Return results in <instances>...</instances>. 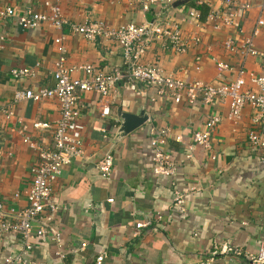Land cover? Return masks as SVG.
Wrapping results in <instances>:
<instances>
[{"label":"crops","instance_id":"obj_1","mask_svg":"<svg viewBox=\"0 0 264 264\" xmlns=\"http://www.w3.org/2000/svg\"><path fill=\"white\" fill-rule=\"evenodd\" d=\"M44 1L0 0V5L11 6L19 15L25 7L44 11ZM48 1L56 2L61 14L77 23L100 19L119 25L156 15L175 21L188 42L186 51L175 54L152 44L142 61L156 63L164 73L182 81L201 80L214 85L229 81L230 76L224 72L218 77L212 59L231 65L238 62L237 56L225 51L224 38L229 36L239 42L252 34L258 17L264 21V0H252L238 32L214 27L204 21V16L188 17L186 9L198 6L195 0H175L161 8L152 4L146 13L127 0ZM0 29L4 35L0 42V107L9 106L14 113L0 123V198L9 218L8 209L25 205L23 191L35 159L34 151L22 142V133L11 129L21 121L31 140L49 146L50 129L34 128L31 124H50L58 117L55 99H22L13 103L14 91L52 84L51 71L58 56L53 40L59 36L68 65L92 64L112 71L121 68V53L112 41H88L66 26L56 29L44 23L20 29L13 17ZM194 37L196 42L191 39ZM252 40L256 49L264 51V23ZM35 63L38 67L34 77H10V68ZM244 65L253 73L261 69L255 57L247 58ZM97 98L93 92L78 96L79 114L73 132L81 137L88 159L75 158L61 167L51 197L56 205L52 224L60 231L61 242L34 244L31 255L36 264H92L102 249L108 253L102 264H207L212 247L223 244L255 254L259 242L264 240V154L247 150L246 131L252 114L248 107H243L239 118L232 122L225 117L224 103L205 104L198 99L188 105L184 98L173 103L166 94H156L153 88L131 81L118 84L116 92L108 97V114L99 113ZM123 111H143L147 119L124 136L116 137ZM214 113L221 115L222 120L210 135V150L192 145L187 157L185 145L192 133L201 131L206 117ZM101 128L108 131V138H101ZM156 128L168 129L164 147L172 152L173 176L152 171L149 132ZM105 153L113 157L107 178L101 177L92 164L94 158ZM174 190L183 195V213L172 206ZM108 198L112 201H106ZM157 212L160 219L155 217ZM135 222L148 223L134 234ZM82 242L84 246H80ZM18 243L17 234L2 235L0 259L17 252ZM244 262L242 256L218 254L208 264Z\"/></svg>","mask_w":264,"mask_h":264},{"label":"built area","instance_id":"obj_2","mask_svg":"<svg viewBox=\"0 0 264 264\" xmlns=\"http://www.w3.org/2000/svg\"><path fill=\"white\" fill-rule=\"evenodd\" d=\"M175 0H127L128 4L137 5L143 13L148 12L150 5L158 7L169 5ZM196 5L207 6L204 21L214 27L240 31V22L252 5V0H195ZM216 3V4H214ZM44 11L25 7L16 15L9 5H0V28L9 19L13 18L20 29H29L48 23L56 29L66 26L72 33H77L88 41L105 39L112 41L120 49L121 68L112 71H104L92 64H66L64 49L61 45V36L55 38L58 56L53 63L51 71L52 84L40 86L35 89L25 88L16 90L12 95V102L22 99L37 102L43 99L53 98L58 103V117L50 124L33 122L34 128L50 129V145L31 140L25 134L26 124L19 121L20 125L11 130L22 133V142L26 143L33 151L35 159L29 167L30 179L23 191L25 205L8 209L10 217L4 210V203L0 198V237L6 233H15L19 237V249L0 259V264H36L32 254L34 244L51 241L55 245L61 242V233L54 224L52 218L56 211V205L52 200L54 182L60 174L61 167L71 163L75 158L88 159L85 155L83 142L80 136L73 132V126L77 121L78 96L85 92H93L97 95V105L101 115L108 114V97L116 92L118 84L124 82H136L155 90L156 94H166L173 103H178L182 98L188 105H193L198 99L202 103L218 101L227 107L225 117L236 121L243 107L251 110L250 126L246 131L247 150L249 152L264 154V51L256 49L252 37L264 21L258 17L253 26L252 34L235 42L227 36L224 38L223 47L231 56L238 57L235 65L227 64L218 59H212L218 77L226 72L230 79L227 82L214 85L201 80L182 81L163 72L156 63H145L142 57L152 44H158L162 49L179 54L186 51L188 42L183 37L182 31L175 21L168 18L154 16L145 18L138 23H125L112 25L106 21L97 19L77 23L64 17L58 4L45 0ZM197 6V7H198ZM197 7H188L186 15L199 19L200 11ZM0 29V42L3 40ZM196 42L195 37L191 38ZM249 57H255L261 63L258 73L245 68V61ZM197 60V57L195 58ZM38 64L32 66L13 67L9 69V75L13 79L34 77ZM80 72V76H75ZM13 110L9 106L0 107V123L2 120L13 116ZM222 117L211 114L206 117L201 131L192 133L190 142L185 145L187 154L192 145H200L202 149L210 150V135L221 122ZM150 163L153 173L173 176L175 163L172 152L166 147L168 129L156 128L149 132ZM100 136L106 139L108 131L100 129ZM177 141L180 140L176 136ZM262 156V155H261ZM212 159L213 155L210 156ZM264 162V157L261 158ZM93 167L103 178L109 177L113 166V157L110 153L97 156L92 160ZM106 201L111 202L108 198ZM172 206L179 213L184 212V198L181 192L174 190ZM160 219V213H155ZM148 223V222H146ZM146 223L135 222L134 234ZM84 246V243H80ZM229 254L230 257H243L242 264H264V240L258 244L254 255L241 252L229 245L213 246L207 264L213 261V256ZM108 253L100 250L93 258L92 264H102Z\"/></svg>","mask_w":264,"mask_h":264},{"label":"water","instance_id":"obj_3","mask_svg":"<svg viewBox=\"0 0 264 264\" xmlns=\"http://www.w3.org/2000/svg\"><path fill=\"white\" fill-rule=\"evenodd\" d=\"M186 0H179V3H183ZM121 122L118 127L117 136H124L128 132L139 127L147 119V115L143 111H139L137 114L129 112L120 113Z\"/></svg>","mask_w":264,"mask_h":264},{"label":"trees","instance_id":"obj_4","mask_svg":"<svg viewBox=\"0 0 264 264\" xmlns=\"http://www.w3.org/2000/svg\"><path fill=\"white\" fill-rule=\"evenodd\" d=\"M206 7H204L203 5L199 7V11H200V16L203 17L206 13Z\"/></svg>","mask_w":264,"mask_h":264}]
</instances>
